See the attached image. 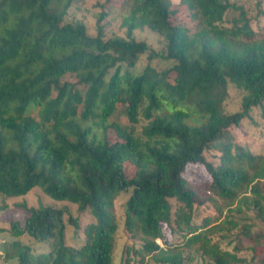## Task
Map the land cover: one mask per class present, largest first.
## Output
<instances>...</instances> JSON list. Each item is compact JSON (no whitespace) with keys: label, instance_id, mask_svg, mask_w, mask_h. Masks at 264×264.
<instances>
[{"label":"trees","instance_id":"16d2710c","mask_svg":"<svg viewBox=\"0 0 264 264\" xmlns=\"http://www.w3.org/2000/svg\"><path fill=\"white\" fill-rule=\"evenodd\" d=\"M78 1L0 0V195L18 198L40 187L79 212L22 206L28 214L0 228L13 239L4 258L113 264L115 200L126 193L124 226L141 244L126 248L122 264L131 253L138 264H240L236 252L211 243L221 224L194 223L196 205L208 199L198 200L184 173L203 165L214 195L264 221V150L236 144L231 133L254 110L264 114V38H255L247 8L180 0L199 19L190 32L174 20L171 0H125L126 36L107 38L105 12L96 36L85 23L66 21ZM255 4L256 18L264 17L261 0ZM143 30L159 34L164 50L138 40L134 33ZM231 87L243 93L234 113L225 108ZM118 113L126 125L110 121ZM110 128L119 141H110ZM126 162L135 166L131 176ZM66 214L83 231L78 247L67 244ZM83 215L91 218L84 227ZM228 223L259 241L248 223ZM162 224L174 238L166 247L157 242Z\"/></svg>","mask_w":264,"mask_h":264},{"label":"rangeland","instance_id":"374dc122","mask_svg":"<svg viewBox=\"0 0 264 264\" xmlns=\"http://www.w3.org/2000/svg\"><path fill=\"white\" fill-rule=\"evenodd\" d=\"M240 5H244L248 10L249 17L252 19V27L256 32L255 38H264V17L256 18L257 7L255 0H233ZM172 16L176 22L186 27L190 32H194L199 27V19L196 16V11L187 5L182 4L180 0H171ZM262 8L264 9V0H261ZM105 12L106 19L103 21L105 25V35L110 37H125L126 29L123 26V19L127 13V5L125 0H79L69 11L66 18L67 22L81 21L88 28V33L91 36L97 35V24L100 14ZM135 37L138 40H144L157 51L164 50V44L159 34L151 30L135 31ZM158 61H153V65H157ZM147 64L144 58L141 61L140 67L143 68ZM166 66V64H165ZM242 92L234 87L230 88V97L225 103V108L228 113H234L241 109ZM253 120L243 123L240 128H233L231 133L236 144L250 148L255 152L264 150V114L260 109H256L252 113ZM110 121L118 122L126 125L128 120L125 115L118 113L110 118ZM141 130V125L138 131ZM111 142L119 141V138L114 133L112 128L108 130ZM216 152H213L214 154ZM209 156V155H208ZM125 169L128 176H131L135 171V166L130 163H125ZM184 177L188 179L197 195L199 201L208 199L205 205H196L194 223L197 225L203 224L205 220H210L211 225L221 224L219 229H216L212 234L211 243H217L222 248L236 252L241 258L240 264H264V221H262L254 210L246 209L241 206V211L238 207V202L229 205L225 200L214 195L210 190L211 176L201 164H190L187 166ZM264 193V187L262 188ZM128 198L126 193L120 194L115 200L114 212L118 222V231L115 236V245L113 253V264H122L126 248H139L141 241L133 239L126 231L124 226L125 217V202ZM54 209L67 208L69 213L78 217V207L67 201H56L46 196L40 187L34 188L30 193L18 198H7L0 195V228H10L11 222L19 220L28 212L22 208L26 205L28 208H37L40 204ZM69 215H65L66 222V237L67 244L71 246H80L85 237L83 231H78L75 227L68 223ZM237 220L240 224L248 223L253 234H260L259 241L255 242L242 233L241 227H234L228 223L229 220ZM91 218L88 215L81 217L82 227L90 223ZM242 225V226H243ZM163 240L158 239L157 242L162 246L173 244L174 238L171 228L167 224H162ZM12 237L8 232L0 234V264H18V260H6L4 257L5 246L10 244ZM182 239H176L177 242H182ZM238 248V251L236 250ZM49 248H44L47 251ZM130 264L136 263V258L131 253ZM142 264H156L152 260L146 258ZM191 264H203L201 258H196Z\"/></svg>","mask_w":264,"mask_h":264}]
</instances>
